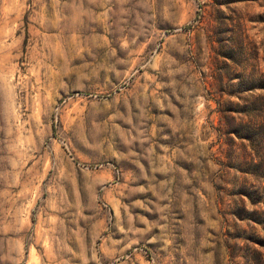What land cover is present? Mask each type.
<instances>
[{
  "label": "rangeland",
  "instance_id": "rangeland-1",
  "mask_svg": "<svg viewBox=\"0 0 264 264\" xmlns=\"http://www.w3.org/2000/svg\"><path fill=\"white\" fill-rule=\"evenodd\" d=\"M0 264H264V0H0Z\"/></svg>",
  "mask_w": 264,
  "mask_h": 264
}]
</instances>
